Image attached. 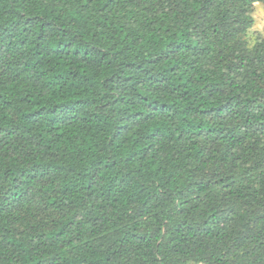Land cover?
<instances>
[{
    "label": "trees",
    "instance_id": "1",
    "mask_svg": "<svg viewBox=\"0 0 264 264\" xmlns=\"http://www.w3.org/2000/svg\"><path fill=\"white\" fill-rule=\"evenodd\" d=\"M264 0H0V264H264Z\"/></svg>",
    "mask_w": 264,
    "mask_h": 264
},
{
    "label": "rangeland",
    "instance_id": "2",
    "mask_svg": "<svg viewBox=\"0 0 264 264\" xmlns=\"http://www.w3.org/2000/svg\"><path fill=\"white\" fill-rule=\"evenodd\" d=\"M255 30L260 32L264 36V6L257 5L255 8Z\"/></svg>",
    "mask_w": 264,
    "mask_h": 264
}]
</instances>
